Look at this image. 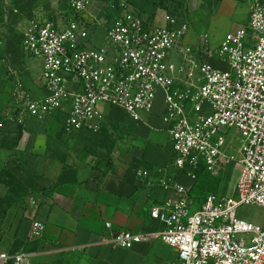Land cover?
Listing matches in <instances>:
<instances>
[{"label":"built area","instance_id":"1","mask_svg":"<svg viewBox=\"0 0 264 264\" xmlns=\"http://www.w3.org/2000/svg\"><path fill=\"white\" fill-rule=\"evenodd\" d=\"M92 4L68 0L74 18L35 19L24 34L22 50L43 61L42 95L18 91L23 100L18 121L59 116L67 135L97 132L106 115L103 107H119L129 119L142 121L161 95L173 168L196 181L201 168L216 177L238 164L236 196L209 193L196 208L193 189L174 179L170 166L138 169L149 187L179 197L151 209V218L163 226L160 232L122 231L111 243L130 250L159 239L175 249L173 264H264V228L237 217L242 205L264 208V0H250L248 23L216 48L207 34L198 48L185 45L188 24L179 27L177 17L166 15L165 26H155L130 0H117L102 44L91 45L86 13ZM214 58L226 68L208 60ZM231 129L239 138L236 154L228 139ZM44 231L45 225L33 220L30 239ZM0 264H33V253L0 250Z\"/></svg>","mask_w":264,"mask_h":264},{"label":"crops","instance_id":"2","mask_svg":"<svg viewBox=\"0 0 264 264\" xmlns=\"http://www.w3.org/2000/svg\"><path fill=\"white\" fill-rule=\"evenodd\" d=\"M130 2L155 26H165L166 15L177 17L179 27L188 24L189 29L184 44L193 48L200 46L202 35L209 36L212 31L223 30L224 23H228L222 42L228 33L246 25L250 17V0L246 2L130 0ZM224 5L230 11H222ZM242 5H246L245 12L237 19V10H242ZM192 9L195 11L194 15ZM207 9L210 10L211 15ZM212 13H217V16ZM99 17L92 13L91 7L86 13L87 20L91 22L89 43L91 45H101L104 39L108 23L98 27ZM37 59L41 61L43 68L42 59ZM208 60L215 66L219 64L226 68L215 58ZM31 67L33 69L32 65ZM32 71L35 74V81L34 83L29 81L26 86L33 97L38 98L42 95L38 87V79L43 69L37 72L34 68ZM102 109L106 114L105 120L112 119L120 122L121 125L124 123L123 127L128 125L130 136L129 149L126 152L117 153L116 150L107 155L101 151H83L74 154L70 149L69 153L67 150L59 151L50 157L46 156L47 145L42 136L46 133V128H53L56 133H62L73 139L83 137L90 131L67 135L63 131L62 119L59 116L46 120L26 118L22 124L9 122L12 127L6 124L7 128L4 129L6 132L12 131L14 134L23 132L22 140L15 154L13 153V158L18 159L25 166L33 167L43 178L36 206L28 204L24 214L15 212L2 224L0 250L9 253L31 252L33 264H173L176 262L175 249L156 238L136 244L130 250L115 247L111 243V240L122 231L144 235L160 232L163 226L151 218V209L168 199L179 197L174 191L149 187L146 181L138 178V169L147 168L155 171L159 167L170 166L169 173L174 179H178L188 189L195 188L196 181L173 168L174 154L171 140L162 122L163 102L158 112L154 109L152 114L143 115L142 121L129 119L119 107ZM151 122L159 123L152 133L146 132L144 136H139L137 131L134 133V130L148 126ZM136 139L140 140V144L134 146ZM10 155L12 154H5L2 151L0 153V176ZM2 188L3 185L0 183V197L6 194ZM192 194L194 197L197 196L193 191ZM33 220L43 223L45 231L41 237L31 240ZM106 223H111L112 227L107 228Z\"/></svg>","mask_w":264,"mask_h":264},{"label":"rangeland","instance_id":"3","mask_svg":"<svg viewBox=\"0 0 264 264\" xmlns=\"http://www.w3.org/2000/svg\"><path fill=\"white\" fill-rule=\"evenodd\" d=\"M239 1L246 2L247 0ZM245 6L242 5V10H237V19H239V15L245 12ZM115 7H117V0H93L92 13L100 16L98 25L96 24L98 27L104 26L111 21ZM227 10L230 11L224 5L222 11L227 12ZM207 11L211 15L210 10L207 9ZM194 12L192 9L193 15ZM212 15L216 17L217 13H212ZM74 16V12L68 5V0H0V39L2 41L0 47V153L2 151L5 154H12L2 174L4 183H1L0 176V183L3 185L2 189L6 193L0 197V228L5 220L15 214V212L24 214L30 199L37 200L43 178L39 171L33 167L25 166L18 159L13 158V153L15 154L16 148L22 140L21 135L23 132L14 134L12 131L6 132L4 130L9 122L22 124L18 121V109L22 106L23 100L20 99L18 91L29 92L26 84L29 81L31 83L35 81V74L32 70L35 68L39 72L43 69L39 59L30 56L22 50L21 41L35 19L47 20L54 18L57 21H68ZM228 25V23H224L223 30L210 32L211 48H216L221 43ZM216 65L224 68L222 65ZM161 105L162 96L160 95L155 105L156 112L159 111ZM11 125L8 124V127H12ZM123 125L112 119H104L97 132L90 131V133L78 139L66 137L62 133H56L53 128H46V133L42 135L47 145L46 156L52 157L54 153L66 150L69 153L70 149L74 154H79L83 151H101L110 155L116 150L117 153H124L129 149L128 140L130 133L127 129L128 125H125L126 127H123ZM158 126L159 123L151 122L148 126L145 125L134 130V133L137 131L139 136H144L146 132L152 133L155 131ZM228 139L229 141L232 140L231 147L236 154L239 147V138L234 129H231ZM137 144H140V140L136 139L134 146ZM240 171L241 167L238 164L227 165L222 171H219L220 176L218 178H221V180L216 184V188L212 190L229 197H235ZM210 185L211 183L207 182L204 188L207 189ZM195 192L200 193V189L196 187ZM200 201H197L196 208H199ZM237 217L264 228V208L262 207L242 205L238 208Z\"/></svg>","mask_w":264,"mask_h":264},{"label":"trees","instance_id":"4","mask_svg":"<svg viewBox=\"0 0 264 264\" xmlns=\"http://www.w3.org/2000/svg\"><path fill=\"white\" fill-rule=\"evenodd\" d=\"M2 174H1V183H4L3 181L4 177ZM196 176H197V180H196L195 188H193V192L197 195L195 196L196 199H201V198L203 199L209 193H216V190H212V189L216 188V184L220 182L221 178L212 177L209 173H206L202 168L196 171ZM207 182H210L211 185L210 187L205 189L204 187ZM196 187L200 189V193L195 192ZM13 253H17V251L16 252L14 251Z\"/></svg>","mask_w":264,"mask_h":264}]
</instances>
